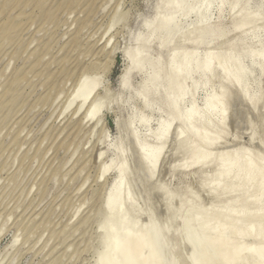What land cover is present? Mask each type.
<instances>
[{"label":"bare ground","instance_id":"bare-ground-1","mask_svg":"<svg viewBox=\"0 0 264 264\" xmlns=\"http://www.w3.org/2000/svg\"><path fill=\"white\" fill-rule=\"evenodd\" d=\"M148 1L152 16L140 21L139 29L131 32L130 43L121 51L125 66L119 75L118 94L109 97L106 92L92 101L100 87L99 76L84 72L66 108L77 103L78 113L92 101L83 117L89 121L101 116L103 98L108 108L116 104L122 110L114 118L119 135L109 149L112 158L99 172V178L112 173L115 179L96 216L102 233L96 263L128 264L134 259L136 264H177L181 249H175H179V257L177 251V257L171 252L175 241L170 243L169 236L174 234L182 248L184 244L189 247L187 257L181 254L185 260L178 259L181 263L264 264V155L239 146L224 151L232 104L249 106L253 112L261 107L264 110V6L261 0ZM219 44L223 48L216 51L214 47ZM137 76L142 77V83L135 88ZM181 91L186 93L187 107L196 106L198 114L190 122L180 119L168 99ZM198 93H202V104L197 102ZM220 108L225 113L222 119L218 118ZM161 121L169 125L162 142L158 140ZM153 122H157L155 128ZM137 124L142 132L134 128ZM261 125L264 127V120ZM255 129L250 137L261 131L260 127ZM172 141L174 153L182 158L170 167L172 175L193 171L200 177L203 190L216 199L215 205L205 209L197 200L184 196L175 210L173 201L178 191L155 185L160 160ZM142 144L159 145L154 164L145 159ZM130 154L138 157L136 169L130 164ZM203 155L210 158H199ZM207 168H215V172L204 175ZM138 181L145 206L151 192L160 194L172 227L179 221L182 229L157 225L151 213L147 223H140L143 209H138L133 192Z\"/></svg>","mask_w":264,"mask_h":264},{"label":"rangeland","instance_id":"rangeland-1","mask_svg":"<svg viewBox=\"0 0 264 264\" xmlns=\"http://www.w3.org/2000/svg\"><path fill=\"white\" fill-rule=\"evenodd\" d=\"M0 7V264H97L102 233L96 216L115 179L112 173L99 178V172L112 158L109 149L119 135L114 118L122 110L116 104L108 108L103 98L99 118L83 117L93 100L118 94L125 66L121 51L153 11L148 0H0ZM84 72L97 73L100 87L81 111L76 113L77 103L66 111ZM140 83L137 76L133 86ZM196 96L202 104V93ZM232 105L224 151L239 146L264 155V110ZM258 125L261 131L250 137ZM168 148L154 183L178 191L173 208L179 209L184 196L205 209L215 205L193 171L172 175L170 167L182 158L173 141ZM130 156L138 168L137 155ZM212 168L204 175L214 173ZM140 183L133 188L143 209L140 223L151 213L157 225L172 227L163 196L151 192L146 207ZM180 223L173 222V230L182 229ZM171 235L172 254L178 256L180 248L187 257L189 247Z\"/></svg>","mask_w":264,"mask_h":264},{"label":"snow or ice","instance_id":"snow-or-ice-1","mask_svg":"<svg viewBox=\"0 0 264 264\" xmlns=\"http://www.w3.org/2000/svg\"><path fill=\"white\" fill-rule=\"evenodd\" d=\"M262 6H264V0H261ZM163 47V44L161 45ZM237 82H239V78L237 77ZM170 101V105L176 109L177 113L179 114L180 119L185 121H191L195 115H197L196 106L193 104L191 108L187 107V96L184 91H181L179 94H173L168 97ZM223 108H220L218 110V118L223 117L224 115ZM169 125L167 123H164L161 121V127L158 132V140L163 141L168 133ZM142 151L145 153V159L150 163L154 164L156 161L157 156L159 155V145L149 147L147 145H141ZM199 158L202 159H209L210 156L203 155ZM261 200L264 201V194L261 195ZM103 264V262H101ZM128 264H136V261L134 259H129ZM161 264H166V262H161ZM167 264H174V262H167Z\"/></svg>","mask_w":264,"mask_h":264}]
</instances>
